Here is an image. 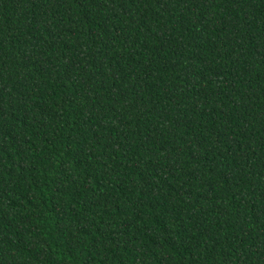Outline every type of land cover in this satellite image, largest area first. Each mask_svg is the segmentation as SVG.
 <instances>
[{"label": "trees", "instance_id": "obj_1", "mask_svg": "<svg viewBox=\"0 0 264 264\" xmlns=\"http://www.w3.org/2000/svg\"><path fill=\"white\" fill-rule=\"evenodd\" d=\"M0 264H264V0H0Z\"/></svg>", "mask_w": 264, "mask_h": 264}]
</instances>
